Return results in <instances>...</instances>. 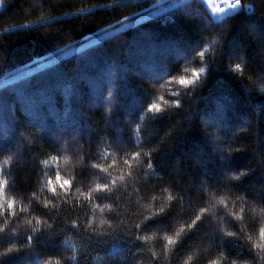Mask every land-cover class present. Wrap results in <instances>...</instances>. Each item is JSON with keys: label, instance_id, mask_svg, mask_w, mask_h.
I'll return each instance as SVG.
<instances>
[{"label": "trees", "instance_id": "16d2710c", "mask_svg": "<svg viewBox=\"0 0 264 264\" xmlns=\"http://www.w3.org/2000/svg\"><path fill=\"white\" fill-rule=\"evenodd\" d=\"M239 6L235 14L215 22L202 0H0V250L26 245L33 236L28 250L33 260L182 264L192 243L199 241L193 264H205L216 251L204 239L211 238V231L201 235L197 228L169 249L164 236L171 232L161 229L172 226V213L148 221L143 230L134 226L142 214L165 204L190 219L220 195L244 217L240 191H254L264 200V167L238 183L223 180L226 169L264 160V96L247 94L228 68L246 81L251 67L264 72V53L257 44L264 42V0H241ZM183 12L204 15L211 33L208 43V33ZM229 18L233 24L223 48ZM199 51L204 55L197 57ZM211 64L198 101L190 111L176 109L170 98L187 90L178 86L179 79ZM173 75L176 83L167 79ZM261 84L264 80L257 78L253 86ZM110 91L112 101L107 100ZM180 98L187 103V96ZM152 101L168 114L140 119ZM115 102L114 111L106 112V104ZM180 111L183 120L173 115ZM193 114L189 130L175 134L189 127L186 116ZM202 120L218 130L209 129L217 152L236 146L248 150L222 161ZM20 129L26 130L24 137L16 135ZM70 134L77 135L61 146L62 136ZM57 172L72 181L66 192L58 186L55 193L51 190L48 182ZM97 184L108 188L93 191ZM169 195L174 199L168 200ZM100 220L119 224L117 240L100 236ZM181 226L187 231L186 224ZM244 229L245 235L260 239L255 220H246ZM141 234L153 239H135ZM223 247L242 261L254 258L237 238L225 239ZM254 259L264 264L260 250ZM4 264H25L23 254L13 253Z\"/></svg>", "mask_w": 264, "mask_h": 264}, {"label": "clouds", "instance_id": "9594fccd", "mask_svg": "<svg viewBox=\"0 0 264 264\" xmlns=\"http://www.w3.org/2000/svg\"><path fill=\"white\" fill-rule=\"evenodd\" d=\"M88 2L92 3V0H88ZM207 2L209 5L212 6V9L215 12L219 13V12L224 11V9L216 6L215 0H207ZM117 6H123V5H117ZM238 6H239V0H237V6L235 7H238ZM98 9H102V8L97 6V10ZM80 11L86 12V13H92L93 9L81 8ZM182 14L185 15L189 19H194L198 21L199 26L201 27V30L208 33L206 37V43H208L211 38V33H210V30L206 26L204 15H195L193 12H183ZM125 18L127 19V17ZM208 19H210V17ZM133 20L135 21L134 18ZM224 23L225 25H227V28H226V31H224L222 34L223 35V48H224L225 40L232 28L233 19L229 18V21H225ZM257 44L259 45L260 51L264 53V42L259 41L257 42ZM223 48L221 49V55L223 52ZM203 55L204 53L199 51L196 56L198 57V56H203ZM241 57H242V61H248L245 57L243 56ZM188 62L189 61L185 62L182 65L181 70L185 67L186 63ZM213 64L209 65L206 69H202V71H194L191 77L186 76V77L179 79L178 86L181 88L187 89V90L183 93L177 92L175 98H170L171 104L176 109H179V110L183 109L184 112L191 110L192 105L195 104L199 99V94L203 90L207 82V78L210 74L209 69L213 66ZM245 66L247 67L248 64H246ZM228 68L240 79L242 86L247 94L251 95L252 93H255L258 96H264V84H261L260 86H255V87L253 86L257 78L264 80V72L254 71L251 67V78L246 81L245 78L237 74V71H234L230 67ZM240 68H241V64L236 63L235 69L239 70ZM175 75L167 79H172V82L176 83L175 80L173 79ZM145 87H151V83L148 85H145ZM181 95H185L188 97L187 103H185L180 98ZM113 97H114V93L110 91L108 93L107 100L112 101ZM160 99H163V98L160 97ZM116 106H117V102H115V104L108 103L105 106V111L108 113H112ZM146 114H154L155 119H156L159 115L168 114V113L165 109L161 108V105L159 103L152 101L148 104L146 109L141 113L140 119L146 118ZM173 115H175L176 118L181 119V120L185 118V116L181 115V111ZM186 117H190V120L188 121L189 127L176 129L175 134L178 131L187 132L189 128L191 127V122L194 119V114L188 115ZM201 124L207 135L208 140L213 145L214 151L220 154V159L222 161L227 158H231L234 154L238 152H243V151L248 150L247 147L236 146L232 149L226 148L223 151L217 152L216 147H215L214 138L211 132L209 131V129H216V128L212 127L211 122L208 120H202ZM244 126H245V123L241 126H238L236 129L243 128ZM26 134L27 132L25 129H20L16 135L20 137H24ZM76 135L77 134H70V135L62 136L61 146L70 144ZM164 135H169V133L166 131ZM139 155H140L139 152L135 153L136 157H139ZM56 158H57L56 156H53V159H56ZM63 159H64V163L68 164L70 157L68 155H65ZM4 162L6 164L9 163L10 157L5 158ZM50 162L51 161L49 160L43 161V163L45 164H48ZM113 163H115V161H113ZM95 166L97 168L101 167L98 164ZM258 166L264 167V160L256 161L255 163L252 164L251 167H245V168H240V169H236V168L226 169V172H224L223 180H231L237 183L241 182L245 177H247L254 170H256ZM148 167L151 168L152 163H149ZM103 172L108 173V168L104 167ZM119 179L123 181L124 177L120 176ZM48 183L51 186L52 192L54 193L57 191V186L60 189H64L66 192L69 189V187H71L72 185V181L69 179H64L60 175L59 172L56 173L55 180L54 181L49 180ZM112 183L115 184L116 181L113 180ZM207 187L210 189L213 187V185L208 184ZM99 188L107 189L108 185L107 184H104V185L97 184L96 187L93 189V191H96ZM77 191H79V189H77ZM89 195H91V193H89ZM209 195L211 196L210 193ZM239 198L243 200L246 205V209L240 208V212L242 213L246 212V215L244 217H241L240 215H237L235 212H233L232 208L225 204V198L223 196L217 195L215 197H211L210 199H208L206 204H202L199 208H197L195 212L193 213L194 218L185 219L182 215L177 214L181 211L179 208L169 207L167 204H165V205L159 206L155 210H151L147 214H142L140 222L136 223L134 227L137 230H143L144 226L147 224L148 221L153 220L158 216H161L167 213H172L173 214L172 226L167 227L166 229H161L166 232H171V235L166 234L164 236V239L167 241L166 247H168L169 249H171V246H180V244L184 241L183 237H187L190 232L199 228L201 235H203L205 232H209V231L212 232L211 238H209L208 236H204V239L209 245H211L212 247L216 249V251L205 260V264H256L255 259H254L256 255V250H260L261 256L264 257V200L258 199L254 191L253 192L240 191ZM167 199L173 200L174 197L169 195ZM229 203H231V201H229ZM9 207H12V205H9ZM106 207L110 208L111 205H107ZM144 207L149 208V209L151 208L150 205H145ZM248 219H252L256 221L258 225V236L260 238L259 240H255L253 235H245L246 229H244V225H245V221ZM24 223L31 224L32 221L25 220ZM181 224H186L188 226L187 231L185 227L181 226ZM105 225H107V228H105ZM47 226L49 228L52 227L51 224ZM7 227L8 225L5 224V228ZM36 227L38 229V225ZM99 227L100 229H103V231H100L99 233L101 237H107L108 239L112 241H115L119 238L120 234L116 231V229L119 227V224L114 223L112 221L100 220ZM229 227H231L232 230H229ZM108 229H111V231H108ZM11 230L13 232H16L17 228H12ZM227 238H237L241 240L246 246H248L253 251L254 258L249 259L248 261H242L235 256H230L228 252L226 251V249L223 247V242ZM27 239L29 243L26 245L18 246L16 244H12L3 250H0V264H4V260L7 257L12 256L13 253H15L16 255L23 254L25 264H61V261L59 259L55 261L51 259H40V258L33 260L30 257L28 250L34 245V237L29 236ZM135 239L139 241H149L150 242L153 239V237L149 235L141 234V235L136 236ZM100 242L105 243L107 242V240L101 239ZM198 244H199V241H195L192 243V248H190L186 252L185 259L182 261V264H193V261L197 258V255H198V251L195 250L198 248ZM153 255L158 256L159 254L153 253ZM72 259L75 260V256H73Z\"/></svg>", "mask_w": 264, "mask_h": 264}, {"label": "built area", "instance_id": "2783aa9c", "mask_svg": "<svg viewBox=\"0 0 264 264\" xmlns=\"http://www.w3.org/2000/svg\"><path fill=\"white\" fill-rule=\"evenodd\" d=\"M204 3L212 17V19L215 22H219L221 20H223L224 18L235 14L238 10H239V6L238 7H232L231 5L234 3V0H215V4L217 7L224 9L223 12H215L212 9V6L208 4L207 0H204Z\"/></svg>", "mask_w": 264, "mask_h": 264}, {"label": "snow or ice", "instance_id": "6c2138e0", "mask_svg": "<svg viewBox=\"0 0 264 264\" xmlns=\"http://www.w3.org/2000/svg\"><path fill=\"white\" fill-rule=\"evenodd\" d=\"M240 3H241V0H239V5H240ZM232 7H235V6H237V0H234V3L231 5ZM214 7V6H213ZM239 67V66H238ZM72 94H73V90H72ZM5 183H7L6 181H5Z\"/></svg>", "mask_w": 264, "mask_h": 264}, {"label": "rangeland", "instance_id": "374dc122", "mask_svg": "<svg viewBox=\"0 0 264 264\" xmlns=\"http://www.w3.org/2000/svg\"><path fill=\"white\" fill-rule=\"evenodd\" d=\"M202 1H204V0H202Z\"/></svg>", "mask_w": 264, "mask_h": 264}]
</instances>
